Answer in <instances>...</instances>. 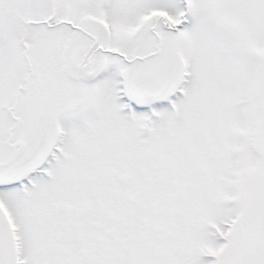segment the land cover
<instances>
[{"label": "snow or ice", "instance_id": "1", "mask_svg": "<svg viewBox=\"0 0 264 264\" xmlns=\"http://www.w3.org/2000/svg\"><path fill=\"white\" fill-rule=\"evenodd\" d=\"M0 264H264V0H0Z\"/></svg>", "mask_w": 264, "mask_h": 264}]
</instances>
